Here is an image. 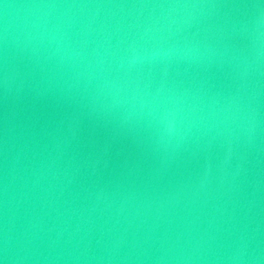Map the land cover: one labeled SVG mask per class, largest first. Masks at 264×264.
I'll use <instances>...</instances> for the list:
<instances>
[{
  "label": "water",
  "instance_id": "1",
  "mask_svg": "<svg viewBox=\"0 0 264 264\" xmlns=\"http://www.w3.org/2000/svg\"><path fill=\"white\" fill-rule=\"evenodd\" d=\"M0 264H264V0H0Z\"/></svg>",
  "mask_w": 264,
  "mask_h": 264
}]
</instances>
